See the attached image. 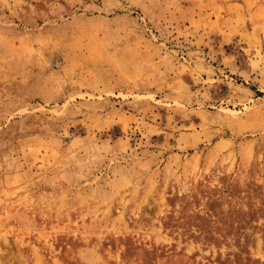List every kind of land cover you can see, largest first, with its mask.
Here are the masks:
<instances>
[{
  "label": "rangeland",
  "instance_id": "1",
  "mask_svg": "<svg viewBox=\"0 0 264 264\" xmlns=\"http://www.w3.org/2000/svg\"><path fill=\"white\" fill-rule=\"evenodd\" d=\"M0 264H264V0H0Z\"/></svg>",
  "mask_w": 264,
  "mask_h": 264
}]
</instances>
